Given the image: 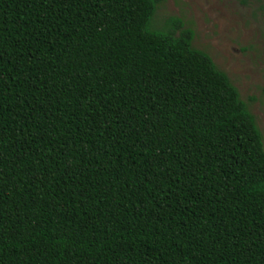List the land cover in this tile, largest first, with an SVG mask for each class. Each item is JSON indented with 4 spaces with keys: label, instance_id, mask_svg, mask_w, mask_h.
<instances>
[{
    "label": "trees",
    "instance_id": "16d2710c",
    "mask_svg": "<svg viewBox=\"0 0 264 264\" xmlns=\"http://www.w3.org/2000/svg\"><path fill=\"white\" fill-rule=\"evenodd\" d=\"M163 0H0V264H264V145Z\"/></svg>",
    "mask_w": 264,
    "mask_h": 264
},
{
    "label": "rangeland",
    "instance_id": "374dc122",
    "mask_svg": "<svg viewBox=\"0 0 264 264\" xmlns=\"http://www.w3.org/2000/svg\"><path fill=\"white\" fill-rule=\"evenodd\" d=\"M178 18L192 29V45L206 51L237 87L264 145V0H163L151 25Z\"/></svg>",
    "mask_w": 264,
    "mask_h": 264
}]
</instances>
